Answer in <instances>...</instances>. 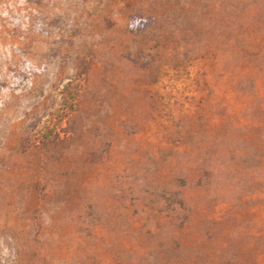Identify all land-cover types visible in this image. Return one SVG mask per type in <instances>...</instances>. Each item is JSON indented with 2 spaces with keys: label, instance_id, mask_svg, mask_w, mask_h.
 <instances>
[{
  "label": "rangeland",
  "instance_id": "obj_1",
  "mask_svg": "<svg viewBox=\"0 0 264 264\" xmlns=\"http://www.w3.org/2000/svg\"><path fill=\"white\" fill-rule=\"evenodd\" d=\"M0 264H264V0H0Z\"/></svg>",
  "mask_w": 264,
  "mask_h": 264
}]
</instances>
